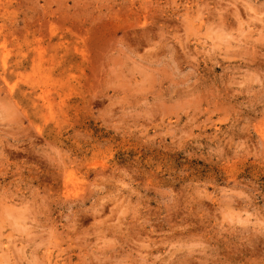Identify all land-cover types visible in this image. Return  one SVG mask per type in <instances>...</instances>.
<instances>
[{
	"label": "rangeland",
	"instance_id": "rangeland-1",
	"mask_svg": "<svg viewBox=\"0 0 264 264\" xmlns=\"http://www.w3.org/2000/svg\"><path fill=\"white\" fill-rule=\"evenodd\" d=\"M145 16L167 21L172 12L156 7V0H0V116L28 123L15 100L46 126L44 140L37 137L20 164L21 188L40 177L32 186L42 195H70L83 176L87 184L75 204L49 197L53 215L60 209L67 215L72 204L78 221L90 223L92 201L109 196L103 215L117 204L112 220L119 219L132 238L154 229L184 245L177 254L182 264H264V232L239 223L245 212L264 218V44L249 41L229 54L236 59L221 61L215 72L228 71L223 85L218 82L219 94L171 129L167 119L152 126L161 113L151 124L129 117L117 130L112 125L118 110L104 114L112 90L98 82L107 30L97 27L111 22L112 29H123L127 46L129 29L150 35L137 27ZM119 44L111 38L107 52H118ZM189 116L194 119L185 123ZM225 117L227 123H216ZM140 125L148 129L143 135ZM4 152L15 156L7 147ZM12 179L10 171L0 182ZM197 243L206 246L203 256L187 247Z\"/></svg>",
	"mask_w": 264,
	"mask_h": 264
},
{
	"label": "clouds",
	"instance_id": "clouds-1",
	"mask_svg": "<svg viewBox=\"0 0 264 264\" xmlns=\"http://www.w3.org/2000/svg\"><path fill=\"white\" fill-rule=\"evenodd\" d=\"M156 7L162 11L170 9L172 16L159 22L145 16L137 27L148 30L150 35L146 37L129 29L127 46L123 29H112L111 22L97 27L107 30L98 57V82L112 90V95L106 97L104 114L112 116L113 110H118L112 125L117 130L127 126L129 117L147 118L151 124L154 114L161 113L160 122L152 126L159 128L167 119L166 127L171 129L181 116H188L193 108L200 111L206 101L210 103L219 94L218 82L223 85L224 72L228 71L225 67L221 73L215 72L222 67L221 61L236 59L229 54L239 51L249 41L264 44V0H156ZM113 37L120 41L119 51L108 53L106 43ZM91 74L88 68V76ZM3 89L4 85H0V91ZM14 102L28 123L9 115L0 116V181L10 171L13 175L6 184L0 182L3 193L0 195V264H65V253H70L66 264H182L177 254L184 245L165 239L154 229L149 230L148 236L132 238L126 229L122 230L119 219L112 220L117 204H113L108 215H103L104 205L112 197H98L99 203L92 201L90 223L86 219L78 221L72 204L82 199L85 191L82 185L87 184L83 176L70 195H66L67 190L58 196L53 191L42 195L39 187L32 186V180L39 181L40 177H31L28 186L22 189L24 178L17 175L24 171L20 164L27 159L28 148L33 147L36 138L44 140L46 126L36 123L19 101ZM207 111V107L203 108V112ZM193 119L194 116H189L185 123ZM216 123H227V117ZM140 128L142 135L148 131L143 125ZM29 131L36 135L29 136ZM5 147L15 156L6 154ZM49 197L72 201L67 215L62 209L53 215L46 203ZM124 214L119 213L121 217ZM243 216L241 225L264 232V218L250 212ZM85 223L87 226L82 227ZM187 247L189 251L201 249V256L206 248L199 243Z\"/></svg>",
	"mask_w": 264,
	"mask_h": 264
}]
</instances>
